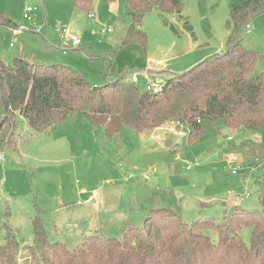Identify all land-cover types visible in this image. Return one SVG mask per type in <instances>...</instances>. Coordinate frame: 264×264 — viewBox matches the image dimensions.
Listing matches in <instances>:
<instances>
[{"label":"rangeland","instance_id":"374dc122","mask_svg":"<svg viewBox=\"0 0 264 264\" xmlns=\"http://www.w3.org/2000/svg\"><path fill=\"white\" fill-rule=\"evenodd\" d=\"M236 1L184 0L182 16L192 26L193 37L175 23L181 35L177 37L162 25L157 12H149L143 20L147 34L144 52L138 45L128 51L119 48L129 25L125 0H94L85 10L74 8L70 0H0V13L18 31L0 27V58L6 66L17 58L30 64L62 63L82 73L94 86L103 85L104 77L109 81L130 59L141 60L151 74L135 70L127 77L143 90L156 79L164 81L223 53L229 37V9ZM27 7L35 8L29 14L32 21L23 16ZM89 13L95 19H88ZM32 22L39 32L31 29ZM250 25L241 36L242 46L260 56L256 68L260 74L264 70V13ZM62 27L80 41L79 47L60 49L57 30ZM204 55L192 64L194 58ZM177 127L166 125L143 132L124 128L112 137L77 116L46 135L31 133L24 119L18 118L17 146L0 151V244L6 234L2 217L8 211V225L16 229L23 255L24 246L32 242L34 201L42 210L49 241L69 250L96 234L120 237L126 225L141 226L150 209L176 210L187 225L206 220L221 224L236 207L261 209L258 182L264 175V129L235 130L221 122L203 121L201 137L189 143L188 127ZM160 138L163 140L158 141ZM112 188L119 195L109 199ZM239 232L248 245L251 230ZM204 234L217 242L214 229L206 228ZM20 262L28 261L20 258Z\"/></svg>","mask_w":264,"mask_h":264},{"label":"trees","instance_id":"16d2710c","mask_svg":"<svg viewBox=\"0 0 264 264\" xmlns=\"http://www.w3.org/2000/svg\"><path fill=\"white\" fill-rule=\"evenodd\" d=\"M70 1L74 8L85 10L94 0ZM183 6L184 0H125L129 25L119 48L138 45L146 51L143 20L152 11L177 37L181 35L175 23L193 37L192 26L182 16ZM263 13L264 0L231 4L224 52L173 74L156 94L140 90L127 74L94 86L62 63L30 64L17 58L6 66L0 58V151L17 146L18 118L24 119L31 133L46 135L77 116L112 137L124 128L143 132L185 125L189 143L201 137L203 121L221 122L235 130H263L264 70L256 74L260 56L244 48L241 39L246 26ZM203 23L209 35V25ZM0 27L16 29L17 25L0 13ZM258 185L261 209L236 207L221 224L206 220L187 225L176 210L150 209L141 226L126 225L118 238L87 237L73 250L49 241L42 210L34 201L32 242L24 246L23 255L16 229L8 225L9 212L3 214L6 234L0 244V264H22L20 258L27 264H264V175ZM209 227L217 233L216 243L204 234ZM243 228L251 230L248 245L239 232Z\"/></svg>","mask_w":264,"mask_h":264},{"label":"crops","instance_id":"0c3cea01","mask_svg":"<svg viewBox=\"0 0 264 264\" xmlns=\"http://www.w3.org/2000/svg\"><path fill=\"white\" fill-rule=\"evenodd\" d=\"M88 17V16H87ZM88 19H95V16L93 15V18H89L88 17ZM31 29L33 30V28L31 27ZM34 31V30H33ZM61 44V47H60V49L61 50H64L65 49V51L68 49V45H70V41H65V42H61L60 43ZM81 45V44H80ZM79 45V46H80ZM131 48H133V46H131V47H128V48H123L121 51H128V50H130ZM208 54H211V52H209ZM215 55V54H214ZM206 55H204V56H202V57H200V58H194V60L192 61V64H195V62H197L198 60H201L202 58H204ZM212 56V55H211ZM209 58V57H208ZM141 61V60H140ZM140 61H132V59H130L129 61H127V62H125V63H123L120 67H119V69H117V70H115L113 73V77L112 78H115V77H118V76H120V75H122V74H127V76H128V73H130V72H132V71H135V70H138V72H139V70H141V71H143L145 74H149L150 73V71L147 69L148 67H147V65H146V63L145 62H140ZM203 61V60H202ZM199 62H201V61H199ZM192 64L190 65V66H192ZM110 65H111V63H110ZM109 65V66H110ZM109 66H108V68H109ZM137 72V71H136ZM151 74V73H150ZM153 74H158V73H153ZM173 75V74H172ZM106 77H104V79H105ZM111 78V79H112ZM158 78V77H157ZM127 79H128V77H127ZM129 80V79H128ZM158 79H156L154 82H156ZM130 81V80H129ZM131 82H133V80L131 81ZM163 128V127H162ZM159 129H161V128H159ZM159 129H156V130H159ZM180 135H182V136H184V137H186V133L185 132H180L179 133ZM163 140V139H162ZM114 189L115 188H112V189H110L109 190V192H108V194H107V197L110 199L111 197L113 198L114 196H115V194H117V192H114ZM98 194H96V196H97ZM119 195V193L117 194V196ZM106 196V195H105Z\"/></svg>","mask_w":264,"mask_h":264},{"label":"built area","instance_id":"2783aa9c","mask_svg":"<svg viewBox=\"0 0 264 264\" xmlns=\"http://www.w3.org/2000/svg\"><path fill=\"white\" fill-rule=\"evenodd\" d=\"M33 11H35V8H30V7H27L24 11V18L29 20V21H32L31 17L29 16L30 13H32ZM88 17L89 18H93V14L92 13H89L88 14ZM36 24L35 22H32V28L35 32H39V29L36 28ZM251 28V25L248 24L246 26V30H249ZM16 31L15 32H18L17 29H15ZM60 32V36H59V39L60 41L63 43L65 41H70V45L71 47H79V45L81 44L80 41L78 39H76L75 37L71 36L67 30V28L65 27H62L61 30H57ZM101 33L102 34H107V33H111V30H101ZM62 51H65L62 50ZM160 88H161V85L160 84H157L156 82H153V83H149L145 86L144 90L146 92H149V93H153V94H156L157 92L160 91ZM162 141V138L158 139V141ZM228 141H231L232 140V137H228L227 138ZM190 169V166L187 167V170ZM235 170L233 171V174H235ZM248 197V195H245L244 198ZM236 199H239V196H236Z\"/></svg>","mask_w":264,"mask_h":264},{"label":"water","instance_id":"95a60500","mask_svg":"<svg viewBox=\"0 0 264 264\" xmlns=\"http://www.w3.org/2000/svg\"><path fill=\"white\" fill-rule=\"evenodd\" d=\"M156 83L161 85L163 83V81L162 80H157Z\"/></svg>","mask_w":264,"mask_h":264}]
</instances>
